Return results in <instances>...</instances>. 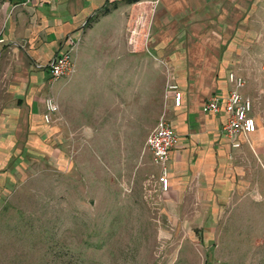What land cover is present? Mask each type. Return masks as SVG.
Returning a JSON list of instances; mask_svg holds the SVG:
<instances>
[{
	"label": "crops",
	"instance_id": "obj_1",
	"mask_svg": "<svg viewBox=\"0 0 264 264\" xmlns=\"http://www.w3.org/2000/svg\"><path fill=\"white\" fill-rule=\"evenodd\" d=\"M155 1L0 0V36L6 39L0 44V197L14 181L11 170L42 152L59 129L44 120L47 97L60 109L65 97H89L84 101L89 112L118 118L124 92L128 109L130 78L145 70L142 61L151 52L165 83H177L182 93L179 106L173 93L165 96L166 114L180 143L171 153L170 188L163 192L174 202V214L188 213L187 200L194 198L201 199L200 216L220 213L224 200L235 194L228 188L238 183L241 154L251 151L250 137L264 131V0H158L153 10ZM141 17L150 23L146 42L138 30ZM70 34L82 37L84 53H77L70 80L51 83L48 66L66 48ZM81 71L90 74L89 94L69 91V82H77ZM230 72L245 78L242 92L252 99L251 115L257 121L255 132L235 136L240 147L221 132L224 111H202L206 99L224 97L232 88ZM76 99L73 110L83 112ZM107 99H115L112 103L121 110L109 112ZM256 143L252 148L264 152V142Z\"/></svg>",
	"mask_w": 264,
	"mask_h": 264
},
{
	"label": "rangeland",
	"instance_id": "obj_2",
	"mask_svg": "<svg viewBox=\"0 0 264 264\" xmlns=\"http://www.w3.org/2000/svg\"><path fill=\"white\" fill-rule=\"evenodd\" d=\"M140 20L146 42L150 23ZM157 62L147 52L139 80L130 78L122 118L89 112V97H65L51 123L57 133L42 152L17 162L0 197V264H264V152L252 148L264 142V131L250 137L238 183L228 188L235 194L220 213L200 216L201 199L194 198L187 200L188 213L174 214L146 149L167 111ZM88 75L81 71L69 91L89 94ZM74 99L83 112L73 110ZM112 100L109 112H119Z\"/></svg>",
	"mask_w": 264,
	"mask_h": 264
},
{
	"label": "built area",
	"instance_id": "obj_3",
	"mask_svg": "<svg viewBox=\"0 0 264 264\" xmlns=\"http://www.w3.org/2000/svg\"><path fill=\"white\" fill-rule=\"evenodd\" d=\"M23 4L43 3L49 0H21ZM158 0L153 4L155 10ZM82 37L78 34H70L65 39V49L59 53L48 66V77L52 83L61 78L70 80L77 70L75 52L79 49ZM6 39L0 36V44H5ZM228 80L232 88L224 96L212 95L202 105L204 113L226 114V119L222 125L221 132L234 141L239 133L248 134L256 131L257 121L251 115L253 110V101L250 97L243 94L242 89L246 84L244 77L230 72ZM167 91L173 93V99L176 105L182 101V93L179 85L175 82L167 83ZM168 98V94L166 95ZM46 110L44 120L46 123H52L55 116L60 111L59 104L52 97L45 99ZM180 143V136L176 132L172 121L168 118L166 112L161 116L155 129L149 134L146 141V149L151 152L153 161L159 166V183L161 189L166 191L170 187V159L172 150ZM234 147H240L239 141L233 142Z\"/></svg>",
	"mask_w": 264,
	"mask_h": 264
},
{
	"label": "trees",
	"instance_id": "obj_4",
	"mask_svg": "<svg viewBox=\"0 0 264 264\" xmlns=\"http://www.w3.org/2000/svg\"><path fill=\"white\" fill-rule=\"evenodd\" d=\"M107 11H108V10L105 9L103 13H106ZM96 19H97V17L94 18V19H90V22L88 23V26L91 25V23H92L93 21H95Z\"/></svg>",
	"mask_w": 264,
	"mask_h": 264
}]
</instances>
